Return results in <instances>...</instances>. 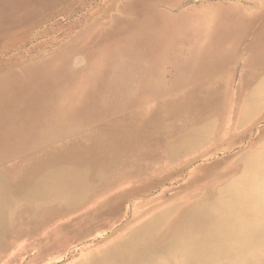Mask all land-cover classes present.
<instances>
[{"label":"rangeland","instance_id":"obj_1","mask_svg":"<svg viewBox=\"0 0 264 264\" xmlns=\"http://www.w3.org/2000/svg\"><path fill=\"white\" fill-rule=\"evenodd\" d=\"M0 264H264V0H0Z\"/></svg>","mask_w":264,"mask_h":264}]
</instances>
